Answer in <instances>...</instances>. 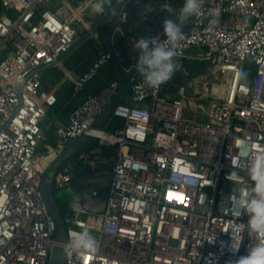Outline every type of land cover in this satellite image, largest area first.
Listing matches in <instances>:
<instances>
[{
    "label": "built area",
    "instance_id": "1",
    "mask_svg": "<svg viewBox=\"0 0 264 264\" xmlns=\"http://www.w3.org/2000/svg\"><path fill=\"white\" fill-rule=\"evenodd\" d=\"M93 2L0 0V264H50L54 223L41 176L82 135L112 149L115 160L101 213L76 202L70 217L61 212L63 264H235L258 239L247 231L246 215H232L231 199L247 193V165L264 151V0H202L176 45L179 67L168 82L177 83L148 87L131 56L127 103L122 99L99 129L92 127L116 95L118 82H108L73 107L59 139L39 153L43 122L56 104L40 68L59 66L58 58L89 30L100 15ZM126 16L122 7L119 31ZM90 42L97 57L73 81L72 98L111 58L97 32ZM192 62L200 64L195 76ZM77 157L94 167L84 152ZM233 171L238 182L229 179ZM69 182L56 172L52 191ZM84 229L95 236L97 251H68L66 241Z\"/></svg>",
    "mask_w": 264,
    "mask_h": 264
},
{
    "label": "water",
    "instance_id": "2",
    "mask_svg": "<svg viewBox=\"0 0 264 264\" xmlns=\"http://www.w3.org/2000/svg\"><path fill=\"white\" fill-rule=\"evenodd\" d=\"M141 0H115L113 8L107 14H100L94 17L93 24L89 30L80 35L77 41L70 49L62 54L57 61L64 59L70 52L79 48L82 44L90 42V35L98 33L105 49L109 52L111 73L118 81V88L115 97L106 107L101 115L97 117L92 127L99 129L109 115L110 110L119 103L123 97L128 96V86L131 77L135 74V69L129 66L132 65L127 47L128 42L125 38L132 31L139 37L150 38L159 36V39L165 38L164 34L159 35L163 31V23L166 19L172 17V13L158 11L149 16L146 20H141L134 14L135 7L142 12L141 7L137 4ZM124 7L127 12L126 20L122 23L120 31L116 29V21L119 13ZM130 30L129 32V29ZM122 32V34H121ZM91 43V42H90ZM132 50V49H131ZM133 54H135L133 52ZM138 55H135L134 65L137 66L136 60ZM248 65H252L248 62ZM47 65L40 68L43 71ZM175 90H173V93ZM138 108H145V104L134 105ZM54 138L59 139L58 135L54 134ZM95 139L92 136L82 135L77 139L65 144L63 150L49 164L47 169L41 176L40 191L45 202L47 212L54 223V241L55 246L51 253L50 264H63L64 258V242L65 231L61 218V211L57 206L55 193L52 191V180L56 172L70 176L69 188L71 193V201L78 203L79 206L92 213H101L104 209L108 188L112 176V167L115 160V154L110 149L105 152L104 149L93 145ZM84 152L89 161L93 162L94 167L88 166L87 162L78 159V153ZM72 203V204H73Z\"/></svg>",
    "mask_w": 264,
    "mask_h": 264
},
{
    "label": "clouds",
    "instance_id": "3",
    "mask_svg": "<svg viewBox=\"0 0 264 264\" xmlns=\"http://www.w3.org/2000/svg\"><path fill=\"white\" fill-rule=\"evenodd\" d=\"M111 0H94L91 5L95 14H102L106 4ZM202 0H183V4L176 13L170 4L162 7L166 12L172 13L175 18H168L163 23L164 40L159 36L150 38L141 37L134 43L138 51L136 60L140 69L143 83L152 89H159L168 82L178 70L175 61L177 55L176 45L183 38V25L192 16L201 12ZM210 16H218L219 9H209ZM247 193L241 196L236 193L231 199V213L239 217L247 216L246 228L249 233L258 239L248 248L247 255L240 256L235 264H264V151H258L254 159L247 165ZM229 179L238 182L240 175L233 171ZM98 242L87 229L74 233L66 241V249L71 252L97 251ZM233 252L240 248L239 238H234L231 245Z\"/></svg>",
    "mask_w": 264,
    "mask_h": 264
},
{
    "label": "crops",
    "instance_id": "4",
    "mask_svg": "<svg viewBox=\"0 0 264 264\" xmlns=\"http://www.w3.org/2000/svg\"><path fill=\"white\" fill-rule=\"evenodd\" d=\"M114 4L115 0H111L110 4H106L105 11L102 14H107L113 8ZM137 4L141 7L142 12L140 13V11L134 7V14L137 15V17H141V15H143L148 18L158 11H165L162 7L164 4H170L174 11L178 13L183 3L180 0H141L138 1ZM88 12L89 11H86L85 15ZM86 18L87 16H85L84 19ZM171 18L175 17L172 16ZM189 21L190 18L184 22L183 29L187 28ZM130 30L132 29L130 28L129 32ZM129 34L130 35L125 38L126 41H129V47H127L128 53L130 56L138 55V51L134 48V43L139 39V37L132 31ZM161 34H164V32L161 31L159 35ZM94 45L90 42H86L77 48L78 50L75 49L62 59L59 66H50L42 71V77L45 84L44 87L53 89L56 96V104L48 113L49 120L45 122V124L48 125V129L45 131L49 134L53 144L57 141V138H54V134L57 135L58 129L66 122L73 107L86 97L96 94L104 89L108 82L116 80L111 73V66H107L109 63L108 61L97 71L92 79L84 85L81 92H79L75 98L71 97L73 81L85 72L97 57ZM133 52L135 54H133ZM76 53H80V57L78 60L75 59L72 61L76 56ZM192 53L193 50H189L187 52L188 55ZM122 101L127 103V97H123ZM104 151L108 152L109 150L104 149Z\"/></svg>",
    "mask_w": 264,
    "mask_h": 264
},
{
    "label": "rangeland",
    "instance_id": "5",
    "mask_svg": "<svg viewBox=\"0 0 264 264\" xmlns=\"http://www.w3.org/2000/svg\"><path fill=\"white\" fill-rule=\"evenodd\" d=\"M79 54L80 53H76V56L73 58L72 61H74L75 59L78 60V58L80 57ZM110 64L111 63L109 62L107 66H109ZM199 67H200V64L197 63V62H192L190 64L189 70H190L191 76H195V75L201 73V69ZM177 82L178 81L175 79V81L166 82L165 85H166V87L167 86L169 87L170 85H173V84H175ZM164 94H166V93L162 92L161 96L163 97ZM48 120H49V114H47V116H46V118H45L43 123L47 122ZM44 132H45L44 140L42 141V143H41V145L39 147V150H38L39 153H44L45 152L43 145H46V146L51 145V146H53L52 139L50 138L49 134L47 133V131H44ZM71 198H72V196H71V193H70V191L68 189H65V190H62V191H58V192L55 193V199H56V202H57V206L59 207L60 211L63 212V218L70 217V207H71V205L73 203L71 201Z\"/></svg>",
    "mask_w": 264,
    "mask_h": 264
}]
</instances>
